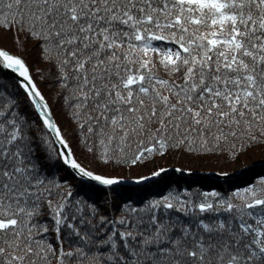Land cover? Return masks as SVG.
<instances>
[{"label":"snow or ice","instance_id":"6c2138e0","mask_svg":"<svg viewBox=\"0 0 264 264\" xmlns=\"http://www.w3.org/2000/svg\"><path fill=\"white\" fill-rule=\"evenodd\" d=\"M0 264H264V0H0Z\"/></svg>","mask_w":264,"mask_h":264},{"label":"trees","instance_id":"16d2710c","mask_svg":"<svg viewBox=\"0 0 264 264\" xmlns=\"http://www.w3.org/2000/svg\"><path fill=\"white\" fill-rule=\"evenodd\" d=\"M37 80H39V78H37ZM42 87H45L42 85ZM46 95H51L50 92H48L46 90ZM260 151H255L252 153V157L251 158H256L258 156H260ZM161 163H180L182 165H188V166H193L194 168L197 169V171H200L201 169H203L204 171H207L208 169H216L217 168V164L214 161L211 160H205V159H201V160H189L186 158H179V159H167V160H162ZM231 167H235V165L233 164H228V165H224L221 167V170H223L224 168H231ZM133 172H139L140 174H144L145 172V168H139V169H134ZM172 174H176L174 171H171ZM202 177H206V179L204 180L205 184H212V185H216V184H221L224 183V178L223 177H216V176H210V175H201Z\"/></svg>","mask_w":264,"mask_h":264},{"label":"water","instance_id":"95a60500","mask_svg":"<svg viewBox=\"0 0 264 264\" xmlns=\"http://www.w3.org/2000/svg\"><path fill=\"white\" fill-rule=\"evenodd\" d=\"M170 171H174L175 172V169H171ZM197 175L198 176H201V175H210V176H216V177H220V176H217L215 171H212L211 173H209L208 171H197Z\"/></svg>","mask_w":264,"mask_h":264}]
</instances>
